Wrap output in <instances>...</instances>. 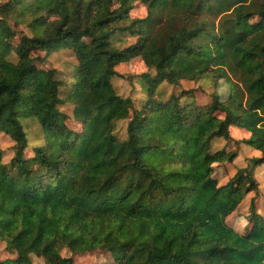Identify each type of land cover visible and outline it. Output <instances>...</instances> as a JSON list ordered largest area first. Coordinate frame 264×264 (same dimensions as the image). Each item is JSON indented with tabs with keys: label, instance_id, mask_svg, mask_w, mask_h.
<instances>
[{
	"label": "trees",
	"instance_id": "trees-1",
	"mask_svg": "<svg viewBox=\"0 0 264 264\" xmlns=\"http://www.w3.org/2000/svg\"><path fill=\"white\" fill-rule=\"evenodd\" d=\"M43 48L71 68L39 67ZM136 57L133 99L113 80ZM201 79L209 99L180 85ZM0 133V264H264V0H0ZM241 146L259 155L219 183Z\"/></svg>",
	"mask_w": 264,
	"mask_h": 264
},
{
	"label": "rangeland",
	"instance_id": "rangeland-1",
	"mask_svg": "<svg viewBox=\"0 0 264 264\" xmlns=\"http://www.w3.org/2000/svg\"><path fill=\"white\" fill-rule=\"evenodd\" d=\"M144 14V10L142 7H137L136 10L133 12V15L135 16H142ZM19 28V26H17ZM134 41L133 37H127L124 41V43H131ZM33 56L36 57L37 65L42 68L46 67H56L60 70H68L71 67V63L74 61L69 50L63 49L59 51H52L48 52L46 49H39L36 52L33 53ZM141 62L139 58H133L130 63L127 64H120L116 70L119 72V75L116 76L113 80L114 85L117 89V92L121 94L122 96H130L133 99H136L141 96V93L139 91H133V87H138L139 81L137 79H127L125 75L129 72H140V70L143 68L142 65H140ZM184 88H193L195 90L202 89L204 91V94L201 92H197V95H200L202 97H205L209 99V94L213 91L212 85L209 81L201 79L198 81H190L185 80L181 81L180 84ZM227 88L226 84H222L218 89L219 91H225ZM201 91V90H200ZM204 99V98H203ZM125 123H122L119 129V134L124 135L125 131ZM25 128L27 131V137L29 140V143L34 144L37 142H40L43 140L42 133L40 131L38 122L36 120H25L24 121ZM248 132L245 129L242 128H231V136L235 139H241L248 136ZM14 144L13 140L7 136L4 133H0V148L4 151H6V154L4 156V159L7 160L9 154L11 153V147ZM226 145V140L224 138H216L212 140L211 142V148L212 150L220 149L221 147ZM227 149L234 151L236 149V146L233 144H230V146L227 147ZM259 155V151L246 146H241L238 149V154L236 158L231 162L226 164L227 168H224L222 166H215V175L217 176L219 183H225L227 179L235 172V167H243L247 163V159H249L252 156ZM254 174L259 182V186L263 188L264 190V166H258L255 168ZM252 195V193L247 194L246 198L242 202V204L239 206L236 213H246L249 198ZM263 202V199L260 200L258 204V210L261 209V203ZM234 215H230L227 218V223L230 225H235L237 227V230H241L243 225H245V221H236L234 218ZM63 254H67V252H62ZM68 255H71L70 253ZM7 256V251L5 249V243L0 241V258H5ZM74 262L75 264H121L119 262H113L110 259V256L103 254V253H91V254H85L82 256H74ZM35 262L43 264V260L41 258H34Z\"/></svg>",
	"mask_w": 264,
	"mask_h": 264
}]
</instances>
